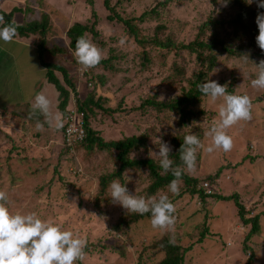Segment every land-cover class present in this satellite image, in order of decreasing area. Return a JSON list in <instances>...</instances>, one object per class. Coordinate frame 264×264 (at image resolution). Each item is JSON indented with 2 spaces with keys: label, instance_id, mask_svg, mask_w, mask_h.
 Here are the masks:
<instances>
[{
  "label": "rangeland",
  "instance_id": "rangeland-1",
  "mask_svg": "<svg viewBox=\"0 0 264 264\" xmlns=\"http://www.w3.org/2000/svg\"><path fill=\"white\" fill-rule=\"evenodd\" d=\"M164 1H109L119 16L135 19L133 26L137 38L145 41L144 46L134 40L123 24L107 19L110 15L103 7V0H0V9L28 6L23 17L29 22L41 20L42 14L48 15L54 32L47 35L48 47L56 45L66 50L68 28L75 23L94 24V32L86 33V38L101 50L102 60H108L106 66L85 69L77 62L74 52L57 53L54 59L46 56L50 62H61L74 83L75 91L68 88L72 99L66 110L76 106L75 95L78 100H84L89 94L93 95L94 101L100 98L98 106H90L91 128L98 131L104 141L145 136L144 145L132 151L129 157L152 159L159 165L160 158L155 154L159 151L157 139L167 142L173 151L176 148L174 142L184 139L189 131L178 128L179 118L173 112L159 111L146 104L147 101L169 102L188 90L194 75L202 67L196 59L197 53L183 46L194 40L204 44L222 41L225 47L234 51L250 39L251 30L244 28L246 22L251 28L257 26L256 16L258 12H264V8L257 7V0L251 4L243 0L246 4L241 13L243 21L231 24L230 20L238 12L230 0ZM151 10L154 13H150ZM145 12L148 15L138 21ZM37 37H32L33 44L39 39ZM154 40L172 45L160 48L155 46ZM216 51L218 66L207 73V80L227 87L232 84L237 94L248 95L252 119L227 129L233 140L229 152L215 149L209 153L207 148L212 140L207 132L208 137L199 151L197 149L196 167L186 168L185 172L200 180L215 174L220 165L225 166L219 177L211 182L212 190L225 196L239 192L240 202L251 211L249 217L259 215V233L246 242V251L243 247L250 226L242 224L229 201L222 205L211 198L202 202L197 195L189 194L181 181H178V194L167 188V191L148 196L152 181L146 168L124 171L121 179H111L100 194L99 181L110 178L118 168L114 150L94 147L87 151L79 146L71 156L62 148L60 128L47 125L42 131H37L35 126L20 130L12 119H8L9 115L0 113V190L7 193L10 212L35 213L85 239L87 252L82 264H158L162 255L150 247L155 240L166 236L184 247L192 246L185 264H264V182L261 181L264 175V90L251 85L256 78L255 65L264 59V54L259 56L255 50L243 47L244 55L228 58L219 48ZM200 53L210 56L207 50ZM71 60L75 65L68 66L67 62ZM55 75L63 83L62 75L59 72ZM42 81L39 88L43 91L47 86L44 94L52 103V112L59 113L55 87L47 82L43 85ZM7 92V88L0 87V111L26 104L10 102L21 100L13 99L15 96L7 95ZM222 102V98L217 101L210 97L205 99L199 107L204 114L193 125L200 124L204 128L213 125L212 121L219 119V116L215 119V115ZM188 127L192 128L191 125ZM246 154L256 158L255 161H243ZM260 168L263 170L261 177L258 175ZM113 180L125 184L129 193L138 197L158 199L160 195H167L176 209L174 226L153 228L151 218L133 225L132 213L111 200L109 184ZM240 188L243 191H238ZM203 223L208 224L209 234L201 245L196 241L198 228ZM123 244L125 251L119 254L114 250Z\"/></svg>",
  "mask_w": 264,
  "mask_h": 264
},
{
  "label": "trees",
  "instance_id": "trees-1",
  "mask_svg": "<svg viewBox=\"0 0 264 264\" xmlns=\"http://www.w3.org/2000/svg\"><path fill=\"white\" fill-rule=\"evenodd\" d=\"M110 0H103V7L106 11L109 12L110 16H107V19L109 21L116 20L117 22L123 24L131 36H133L134 40L139 43V45L144 46L145 41L140 40L137 38V30L133 26V21H135L134 18L132 19H124L121 16H119L114 9L110 6ZM169 2V0H165L164 3ZM230 3H232L233 8H236L238 14L235 18H232L230 20L231 24H237L238 22L243 21L241 19V13L246 8V4L243 0H230ZM25 10L19 9V8H13L10 12L6 13L2 10H0V16L3 17L4 23H14L17 27V34L16 36L19 37H29L30 35H36L38 36V41L35 44L36 47V53H37V59L40 63V65L45 69V78L46 81L49 84H52L56 91L58 92V111L62 114V118L66 115V106L69 101L70 92L68 88L72 91H75L74 89V83L71 80V76L69 75V72L67 71L66 67L63 66L61 62L58 60H53L52 62H48L47 57H53L56 58V54L59 55H65L68 52H74L75 50V42L76 40L81 37L85 36L86 33H92L94 32V24L91 26H88L86 24H80L75 23L73 24L68 30L66 31V37L69 40L68 42V50L60 48L56 45H52L51 47H48V40L47 35L50 32L51 24L49 21V16L46 14L41 15V20L39 21H31L28 23H25L23 25H17L13 21V17L16 13H22ZM95 12L92 11V15L95 16ZM150 13H154V10H151ZM148 15L147 12L141 14L139 18H137L138 21H142L146 16ZM208 23V22H207ZM244 25V24H242ZM246 27L251 30L250 39L245 42L243 46L238 45L237 49L234 51H231V47H225L223 45L222 41L210 44H204L203 42H200L198 40H194L193 42L183 46L184 49L190 50L191 52H196V59L199 61L200 66L202 67L198 73H196L190 82V86L187 91L183 92L182 95L175 97L169 102H153V101H147L146 105L149 106H155L158 108L159 111H165V112H173L176 114L179 118L178 121V128L180 130L188 129V134H194L196 135L200 141L201 144L203 140L207 136L208 129L212 127V125L208 126L207 128H204L200 126V124L195 127L193 124L196 123V120L198 117L202 116L203 110L199 109L202 102H204L205 99L208 98V96L203 95L200 90L199 86L207 81V73L209 71H212L213 68L217 67V56L216 49L220 50V52H225L226 57L230 58L232 56L234 57H241L244 55L243 53V47L246 49L255 50L256 55L262 56L264 54V51H262L257 43H256V36L258 35V26H255L252 28L248 25V22H246ZM249 38V36H248ZM155 46L160 48H169L172 44L170 42H160L155 41L153 42ZM201 50H207L209 55H202L200 53ZM220 54V53H219ZM69 65H75L74 60L67 62ZM108 63V60H101L100 63L95 66L98 67L102 65L103 67L106 66ZM93 68V67H92ZM55 72H59L63 77V83L59 80V78L55 75ZM83 75V74H81ZM222 85V84H220ZM228 93H235V90L233 89L232 84H229L227 87ZM75 97L76 102V108L79 112L83 113V120H84V135L82 138H78L77 135L75 137L68 140L67 134H66V128L60 127L61 131V144L62 148L64 149L65 153L67 152L69 155L74 156L72 153L73 151L76 152L77 147L83 146V148L87 151H91L94 147H97L100 150H114L116 153L115 160L119 163L118 168L116 172L110 176V178H102L99 181L98 187H99V193L101 194L106 186L108 185L109 181L111 179H121L122 173L127 170H134V169H140V168H146L148 170V175L151 179V184L148 187V196H153L156 193L161 191H167L168 185L171 180H173L175 177L172 175L171 172L165 173L162 168L155 164L152 159H140L135 160L131 159L129 157L130 153L134 150H138L141 146L145 143V136L137 137V136H131L126 137L123 139H117V140H109L104 141L103 138L99 135V132L91 128L89 125V119L92 115L91 111V105L98 106V102L100 101V98H98L96 101L93 100V95L89 94L84 100H78L77 95ZM20 104V103H18ZM197 108V111H194L193 109ZM5 111V114H4ZM32 109L31 105L29 103L23 104L18 106L15 109L8 110L4 109L0 111L1 115L8 116V119H12L16 126L20 130H24L26 127L32 128L35 126L36 121L40 120L43 122L44 117L37 111L35 115H31ZM91 114V115H90ZM218 117V115H215V119ZM215 121V120H214ZM213 124V121H212ZM192 126V128L189 129L188 126ZM47 126V124H44V127ZM199 131L197 132V130ZM227 133L229 134L230 131L227 130ZM232 133V132H231ZM209 136V135H208ZM207 136V137H208ZM183 143V138H181L180 141H175L174 144L176 148L170 153V159L174 162L173 167L181 166L183 169L182 175L179 179L184 185L187 187L186 191L191 195H197L202 202H206L207 199H215L216 203L218 205H222L229 201V205L232 206L234 209H236L237 216L242 221V224L244 226H250L248 229V233L245 236V243L243 250L246 251L247 246L246 242L253 236H257L259 233V215L250 216L251 211L246 210V207L240 202V193L234 192L232 195H222V194H216L212 190L211 182L219 177L221 169L225 167L223 164L220 165V169L215 174H208L203 179H196L189 177L188 174L185 172V167L181 164L180 161V155H179V149ZM199 151V148H198ZM207 158V157H206ZM199 159V155H197V160ZM256 158L253 156H249L246 154L244 156L243 161H249L250 163H253ZM258 160H260L258 158ZM259 163V162H258ZM77 170V168H76ZM262 168H260V174L258 173L259 177L262 176ZM262 172V173H261ZM76 174V171H75ZM264 182V175L262 176ZM203 183H207L206 187L203 185ZM238 191H243L241 188ZM182 195V194H181ZM131 221L133 225L138 224L140 221L145 219L151 218V213H146L144 215H139L137 213H132L131 215ZM209 234V227L208 224H201L198 228V239L196 241L197 244H203L205 240V236ZM212 236V235H211ZM214 237V236H212ZM210 237V238H212ZM181 242V240H180ZM125 245L118 246L117 249L114 248L115 251H118L120 254L121 251H125ZM150 248L157 249V252L162 255V259L159 261L158 264H185L186 257L190 256V252L192 249V246L184 247L182 244H179L178 242L172 240L170 236H166L164 238L155 240L154 243H152ZM149 248V249H150ZM85 252H87V247L84 249ZM250 256V254H249ZM77 264H82L81 261H78Z\"/></svg>",
  "mask_w": 264,
  "mask_h": 264
},
{
  "label": "clouds",
  "instance_id": "clouds-1",
  "mask_svg": "<svg viewBox=\"0 0 264 264\" xmlns=\"http://www.w3.org/2000/svg\"><path fill=\"white\" fill-rule=\"evenodd\" d=\"M226 2V0H225ZM249 4L253 0H247ZM257 7L264 8V0H257ZM258 26L256 43L264 51V12H258L255 20ZM17 34L14 23L5 24L0 16V41L10 43ZM77 62L85 69L97 66L102 60V53L85 36L79 37L75 42L73 53ZM256 78L251 81L253 88L264 90V59L260 60ZM200 92L217 101L222 98L219 106V119L213 122L208 135L212 144L207 148L209 153L215 149H223L229 152L233 147L232 137L227 129L240 121L252 119V103L248 95L228 93L226 85H220L216 81L207 80L199 86ZM31 115L38 111L44 120L36 121L37 131L44 129V124L59 129L62 127V118L59 113L52 112V103L44 92H38L31 103ZM159 151L155 153L159 159V165L167 173L171 172L175 177L170 181L168 190L173 194L179 192V179L183 169L181 166L173 167V161L169 158L171 146L157 139ZM202 147L200 139L194 135H186L179 149L181 164L188 170L196 167L197 149ZM111 200L114 204L121 205L127 212L144 215L151 213V225L153 228H171L175 224V205L167 195L156 197H138L129 193L125 184L113 180L109 184ZM7 193L0 190V264H77L85 258L84 249L87 246L73 231L64 230L51 219H41L35 213L12 214L7 206Z\"/></svg>",
  "mask_w": 264,
  "mask_h": 264
},
{
  "label": "crops",
  "instance_id": "crops-1",
  "mask_svg": "<svg viewBox=\"0 0 264 264\" xmlns=\"http://www.w3.org/2000/svg\"><path fill=\"white\" fill-rule=\"evenodd\" d=\"M13 8L25 10L22 13H16L14 15L13 21L17 25H23L29 22L23 17L28 11V6L24 8L12 6L10 9L4 10V12L8 13ZM16 15H20L19 17L21 18L18 19ZM50 34H54L52 27ZM33 36L36 35H30L27 38L15 36L10 43L0 41V87L1 89L7 88V95L15 96L13 99L21 100H10L12 103L26 102L31 104L35 94L47 91V86L44 90L42 89L43 91L39 88L42 80L43 85L47 81L45 78V69L37 59L35 43L38 40L33 44ZM46 61L50 62V59ZM55 97L58 99L57 91ZM69 99H72V96H69Z\"/></svg>",
  "mask_w": 264,
  "mask_h": 264
},
{
  "label": "built area",
  "instance_id": "built-area-1",
  "mask_svg": "<svg viewBox=\"0 0 264 264\" xmlns=\"http://www.w3.org/2000/svg\"><path fill=\"white\" fill-rule=\"evenodd\" d=\"M62 126L66 128L68 140L75 137V135L82 138L84 135L83 113L79 112L76 106L67 109L66 115L62 118ZM203 185L206 187L207 183H203Z\"/></svg>",
  "mask_w": 264,
  "mask_h": 264
}]
</instances>
